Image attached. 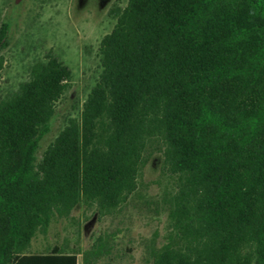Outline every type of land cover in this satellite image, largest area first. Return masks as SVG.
Masks as SVG:
<instances>
[{
  "label": "trees",
  "instance_id": "1",
  "mask_svg": "<svg viewBox=\"0 0 264 264\" xmlns=\"http://www.w3.org/2000/svg\"><path fill=\"white\" fill-rule=\"evenodd\" d=\"M110 15L99 77L40 160L70 69L48 55L0 99V264H111L108 234L28 249L79 204L119 210L154 154L172 188L144 264H264V0H127Z\"/></svg>",
  "mask_w": 264,
  "mask_h": 264
},
{
  "label": "rangeland",
  "instance_id": "2",
  "mask_svg": "<svg viewBox=\"0 0 264 264\" xmlns=\"http://www.w3.org/2000/svg\"><path fill=\"white\" fill-rule=\"evenodd\" d=\"M126 3L127 0H0V27L8 26V44L0 52V99L16 92L29 78L31 66L45 61L48 55L71 71L68 88L56 104L48 131L39 140L37 160L66 121L79 116L101 71L99 42L116 22L110 10L124 8ZM161 163V154L151 157L139 173L136 191L119 210L101 216L95 206L79 204L69 216L54 217L46 234H36L29 251L44 253L54 246L84 251L97 236L108 234L113 245L111 264H144L152 240L155 238L159 246L168 230L166 213L155 206L172 188V180L162 172Z\"/></svg>",
  "mask_w": 264,
  "mask_h": 264
},
{
  "label": "crops",
  "instance_id": "3",
  "mask_svg": "<svg viewBox=\"0 0 264 264\" xmlns=\"http://www.w3.org/2000/svg\"><path fill=\"white\" fill-rule=\"evenodd\" d=\"M28 253H30V254H38V253H33V252H30V251H29V249H28ZM44 253H45V252H44Z\"/></svg>",
  "mask_w": 264,
  "mask_h": 264
},
{
  "label": "water",
  "instance_id": "4",
  "mask_svg": "<svg viewBox=\"0 0 264 264\" xmlns=\"http://www.w3.org/2000/svg\"><path fill=\"white\" fill-rule=\"evenodd\" d=\"M16 2H18V0H16Z\"/></svg>",
  "mask_w": 264,
  "mask_h": 264
}]
</instances>
